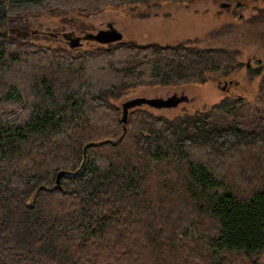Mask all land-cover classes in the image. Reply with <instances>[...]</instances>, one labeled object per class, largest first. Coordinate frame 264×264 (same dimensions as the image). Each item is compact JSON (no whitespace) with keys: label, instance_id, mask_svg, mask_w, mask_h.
I'll list each match as a JSON object with an SVG mask.
<instances>
[{"label":"trees","instance_id":"1","mask_svg":"<svg viewBox=\"0 0 264 264\" xmlns=\"http://www.w3.org/2000/svg\"><path fill=\"white\" fill-rule=\"evenodd\" d=\"M146 1L0 0V264H264V67L249 69L258 105L225 95L172 117L133 107L122 122L127 89L228 74L246 64L239 49H70L21 31L31 15Z\"/></svg>","mask_w":264,"mask_h":264},{"label":"rangeland","instance_id":"2","mask_svg":"<svg viewBox=\"0 0 264 264\" xmlns=\"http://www.w3.org/2000/svg\"><path fill=\"white\" fill-rule=\"evenodd\" d=\"M261 7V0H149L106 6L97 13L38 14L27 17L23 38L39 45L77 49L106 44L88 35L113 27L121 32L122 40L138 43H173L189 38L200 46L239 49L238 60L246 64L228 74L209 72L204 82L136 85L115 100L121 107L124 100L136 96L185 95L186 99L176 105H139L172 117L208 107L225 95L243 96L253 105L259 104L260 75L249 69L264 67V22L257 17Z\"/></svg>","mask_w":264,"mask_h":264},{"label":"water","instance_id":"3","mask_svg":"<svg viewBox=\"0 0 264 264\" xmlns=\"http://www.w3.org/2000/svg\"><path fill=\"white\" fill-rule=\"evenodd\" d=\"M222 4H225V3H222ZM21 31L24 33V30H21ZM88 36H91L92 38L102 43L115 42V41L121 40L122 38L121 32H119L113 27L106 28V29H99L97 30L96 33L88 35ZM75 41L77 40H74L72 42H75ZM184 99H186L185 95L177 96L175 94H172L165 98L164 97H145V96L132 97V98L124 100L121 103V120L122 122H126L127 114H128L129 108L131 107L139 106L141 104H147L153 107H164V106L166 107V106L176 105L178 102ZM82 165H83V162L76 170L60 169L56 173V178H55L56 183L59 184L60 178L63 176L69 177V176H73L76 173H78Z\"/></svg>","mask_w":264,"mask_h":264}]
</instances>
